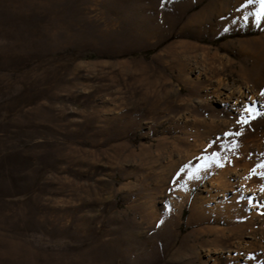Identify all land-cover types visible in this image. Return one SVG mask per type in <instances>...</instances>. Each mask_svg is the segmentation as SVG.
Wrapping results in <instances>:
<instances>
[{"label":"rangeland","instance_id":"1","mask_svg":"<svg viewBox=\"0 0 264 264\" xmlns=\"http://www.w3.org/2000/svg\"><path fill=\"white\" fill-rule=\"evenodd\" d=\"M262 9L0 0V264H264Z\"/></svg>","mask_w":264,"mask_h":264},{"label":"snow or ice","instance_id":"2","mask_svg":"<svg viewBox=\"0 0 264 264\" xmlns=\"http://www.w3.org/2000/svg\"><path fill=\"white\" fill-rule=\"evenodd\" d=\"M250 2H251V0H250ZM262 5H264V0H262ZM262 10H264V9H262ZM261 95H264V93H261ZM248 111L253 113V118H255L256 115H264V113H257L254 109H248ZM248 122L249 121L246 119L242 121V123H248ZM237 134H239V133H237ZM258 167L264 168V164H260ZM252 174L253 175L257 174L256 169H252ZM259 175H261V177H264V173H259ZM261 190L264 191V187H262ZM262 214H264V213H262Z\"/></svg>","mask_w":264,"mask_h":264},{"label":"bare ground","instance_id":"3","mask_svg":"<svg viewBox=\"0 0 264 264\" xmlns=\"http://www.w3.org/2000/svg\"><path fill=\"white\" fill-rule=\"evenodd\" d=\"M260 116H261V115H256L255 118H253V116H252L251 118H252V119H257V118L260 117ZM207 163H208V161H206L204 165H206ZM209 164H210V163H209ZM209 164H208V165H209ZM187 165H190V163H188ZM177 166H178V165H177ZM183 167H185V166H183ZM185 168H186V167H185ZM215 169H218V167L214 168V170H215ZM212 174H214V173H212ZM178 177H180V175H178Z\"/></svg>","mask_w":264,"mask_h":264}]
</instances>
